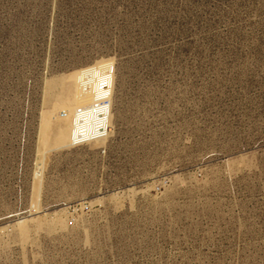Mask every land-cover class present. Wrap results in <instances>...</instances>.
<instances>
[{
    "label": "rangeland",
    "instance_id": "rangeland-1",
    "mask_svg": "<svg viewBox=\"0 0 264 264\" xmlns=\"http://www.w3.org/2000/svg\"><path fill=\"white\" fill-rule=\"evenodd\" d=\"M0 264H264V0H0Z\"/></svg>",
    "mask_w": 264,
    "mask_h": 264
},
{
    "label": "built area",
    "instance_id": "built-area-1",
    "mask_svg": "<svg viewBox=\"0 0 264 264\" xmlns=\"http://www.w3.org/2000/svg\"><path fill=\"white\" fill-rule=\"evenodd\" d=\"M106 101H107V99H106ZM65 116H67V114L65 113ZM98 126V125H97ZM105 131H106V128L103 126V125H101L100 127H98V128H96V133H97V135L99 136L100 134H104L105 133ZM94 132V131H93ZM108 136V134H106L103 138H106ZM82 137V136H81Z\"/></svg>",
    "mask_w": 264,
    "mask_h": 264
}]
</instances>
